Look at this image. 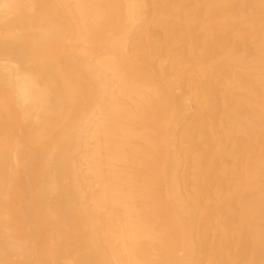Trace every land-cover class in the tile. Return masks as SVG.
Masks as SVG:
<instances>
[{
  "label": "bare ground",
  "instance_id": "bare-ground-1",
  "mask_svg": "<svg viewBox=\"0 0 264 264\" xmlns=\"http://www.w3.org/2000/svg\"><path fill=\"white\" fill-rule=\"evenodd\" d=\"M0 264H264V0H0Z\"/></svg>",
  "mask_w": 264,
  "mask_h": 264
},
{
  "label": "rangeland",
  "instance_id": "rangeland-1",
  "mask_svg": "<svg viewBox=\"0 0 264 264\" xmlns=\"http://www.w3.org/2000/svg\"><path fill=\"white\" fill-rule=\"evenodd\" d=\"M219 16H220L219 13H216V15H214L215 19H216V20L218 19V20H217V23L220 22V21H219V20H220V19H219ZM226 26H227V25H226ZM218 28H219V30H220V26H217V29H218ZM222 32H223V31H222Z\"/></svg>",
  "mask_w": 264,
  "mask_h": 264
}]
</instances>
